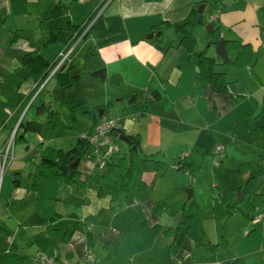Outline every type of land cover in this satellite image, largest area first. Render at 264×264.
<instances>
[{"label": "crops", "instance_id": "1", "mask_svg": "<svg viewBox=\"0 0 264 264\" xmlns=\"http://www.w3.org/2000/svg\"><path fill=\"white\" fill-rule=\"evenodd\" d=\"M21 2L0 0V35L8 20L31 19L30 14H12ZM24 2L33 4V37L15 29L13 39L0 42V152L17 124L10 117L35 87L20 67L21 57L33 53L59 62L72 37L66 23L78 25L98 11L102 28L78 45L84 58L67 60L59 69L77 74L79 83L59 87L47 77L33 103L44 89L50 97L61 88L69 90L63 94L69 150L103 117L115 120L125 135L138 134L141 155H155L171 168L161 176H143L152 181L146 197L120 196L111 202L97 197L94 186L105 172L104 159L87 153L77 166L83 185L60 183L49 171L36 170L31 160L39 150L30 148L24 134L23 141L14 143L19 152L9 155L0 179V264H36L38 255L70 264H264V0ZM58 2L63 16L52 19L48 12ZM191 11L197 15L188 32L196 48L186 53L180 35L168 25ZM212 16L220 40L247 44L253 53L251 64L242 68H216L225 76L227 94L216 93L199 75L200 52L220 57L215 36L206 30ZM102 69L104 81L90 76ZM113 75L121 79L117 87L110 85ZM19 77L22 81L14 86ZM8 84L16 92L3 99ZM109 103L108 112L98 114L96 108ZM75 105L85 114L72 116L69 109ZM115 148L120 154L127 151ZM173 163L188 167L172 173ZM206 179L207 188L198 184ZM185 187L192 188L189 198L181 191ZM158 202L194 203L197 209L182 213L175 223L176 216L153 212ZM260 214L263 219L255 221ZM156 226L161 230L152 234Z\"/></svg>", "mask_w": 264, "mask_h": 264}, {"label": "trees", "instance_id": "2", "mask_svg": "<svg viewBox=\"0 0 264 264\" xmlns=\"http://www.w3.org/2000/svg\"><path fill=\"white\" fill-rule=\"evenodd\" d=\"M63 13V7L58 2L55 6L50 7L47 16H50L52 19H58L63 16ZM97 14L98 11H95L78 25H73L70 22L66 23L65 30L70 32L72 37L70 42L65 47V52L83 34L85 29L89 26L93 19H95ZM196 15V11H191V13L184 20L172 25H168L175 34L180 35L179 45L184 48L186 53H191L196 48L195 39L188 32V28L193 25L192 19ZM47 19L48 17H45L40 23L41 29L43 30L45 29L44 24ZM208 25L215 36L214 43L217 44L220 41L218 30L213 26V24L210 23ZM101 28L102 25L100 23V17H97L82 36L80 43L84 41L90 33ZM224 48L227 54L225 59L220 57H205L203 52H200L198 58L199 75L201 80L212 85L214 91L219 94H227V82L225 80L224 74L215 72L216 68L219 66H233L236 68H242L251 64L253 59L252 50L247 44L224 42ZM57 63L58 61L50 63L40 55L33 53H27L21 57V67L27 70L28 76L31 77L35 83V87L10 117V120L13 121V123H17L18 118L23 112L28 101L47 79ZM90 76L101 81L106 79V74L103 69L90 73ZM52 77L54 78L55 82H57L59 87L74 85L80 81V77L77 74L71 75L68 72H63L60 70H57L52 75ZM109 81L112 87H117L120 84L121 79L119 76L113 75L109 78ZM132 98L134 97H129V103L132 102ZM110 106L111 104L109 103L104 106L97 107L96 109L98 114L99 112H102L101 116L105 115L108 112ZM76 111H78L80 114H85L79 109L78 106L70 108V113L72 116L74 115L73 112ZM21 129L23 132L20 134V136H18L17 132ZM40 131V124L32 121L24 124L21 119L13 136V142L15 143L17 140L23 141V136L27 132L39 134ZM112 135L114 137H118L120 135L127 137L129 144H127L126 153L120 154L117 151L109 157L104 158L106 165L105 172L98 175L94 180L97 197H109L111 202L116 201L120 196L133 195L138 199L146 197L152 185V181L146 182L143 180V176L145 174L161 176L165 174L168 169L171 168V166L166 165L165 163L158 160L155 155H141L138 149L140 145V138L138 134L125 135L121 128H116L114 129ZM37 149H39L38 156L33 157L31 160L33 165L36 166V170L41 167L46 169L49 171L52 179L60 183L78 186L83 185L81 174L77 170L78 162L87 153L93 154L87 144V141L83 137L78 138L74 146L66 152L60 149L57 150L50 147H43L42 143L37 145ZM173 165L176 166L175 170L180 172L187 169L188 167L186 164L181 163H173ZM38 173H40V171H38ZM187 202H181L173 206H167L162 202H158L154 204L153 212L155 214H161L162 212H165L170 216H176L180 212L183 214H189L197 209V206L194 203H191L188 205V207H186ZM160 230L161 227L159 226L151 228L152 234H156ZM66 236L68 237L69 235H65V237ZM180 239H183V236H180Z\"/></svg>", "mask_w": 264, "mask_h": 264}, {"label": "rangeland", "instance_id": "3", "mask_svg": "<svg viewBox=\"0 0 264 264\" xmlns=\"http://www.w3.org/2000/svg\"><path fill=\"white\" fill-rule=\"evenodd\" d=\"M21 1H22L21 3H18L17 5H15L14 9L12 8V14L13 15H23V14L29 15L30 14L31 16L29 15V18L31 17V19H29L27 23L25 22V20L22 17L14 18L13 23L8 20L5 23V25H4L3 29H2V33L0 35V42L1 43H3L6 39H13V36H14L13 32L16 31L17 29H25V31L23 32L25 34V36H27L29 38L33 37V4L32 5H28V4H25L24 0H21ZM19 32L20 31H17V33H19ZM82 42H81V44H82ZM73 45H75V42L71 45L70 48H73ZM78 45L75 46L74 52H72L70 57L67 59L68 61L71 60V61H74V63H78L79 59H83L84 58V54H83V52L82 53L80 52L81 49L79 50L80 46L78 47ZM51 50H52V48H49V51H51ZM20 67H21V65H20ZM83 67L85 69L87 66L83 65ZM21 68H23V67H21ZM25 71H26V69H25ZM82 72H84V71H82ZM20 80H21L20 77L15 79L14 86L17 85L18 81H20ZM81 80H82V82H80V83L82 85H89V83H88V81H86V79H81ZM16 81H17V83H16ZM41 89L42 88L40 86L38 88V90L35 92V94L32 96L30 102L27 103L28 105L26 104V106H25L26 108H24L25 112H24V115H23V117L25 116L24 119H23L24 120V124L27 123V122H30V121L38 123V124L41 125V131H40L39 134H34V133H31V132H27V133H25L26 134L25 138L28 141V144H29L31 149L33 148L34 150L35 149L39 150V149H37V145L39 143H43L42 145L44 147L53 146L54 149H57V150L58 149H62V150H64V152H66L70 148L69 147V138L68 137L71 134L70 133L68 134L67 127H66V124H65L66 113L68 111V109H67L68 107H66L64 102H63V100H66L65 99L66 96H63V94L66 95L67 92H69V90H67V89L63 90L64 88H61L59 90L54 91L53 92L54 95L50 97L49 95L46 94L47 89H44L41 92V94L38 96V98L33 103V100L40 93ZM15 92H16V89H14V91L13 90L11 91V88H10L9 84L5 85L4 88H3V91H2V93H3L2 97H3V99H5V98L9 99L10 97L13 98ZM93 94H94V92H93ZM42 104L44 105V110L42 108ZM75 106H78L79 109L81 110V107L79 105H75ZM69 112H70V109H69ZM20 134H22V129L19 131L18 136H20ZM17 143H19V140H17ZM21 145H23V142H22ZM113 145L115 147H116V145H120L122 147H127V145L125 143L119 141L116 138L113 139ZM17 152H19V149L17 148V146L14 145V142H13V144L10 147V150H9V155H13L15 153L17 154ZM4 157H5V155L2 156V161L4 160ZM173 171L174 172H172V173L181 174L180 171H175L174 169H173ZM5 173H6V165H3L2 168L0 167V179L4 178ZM170 173L171 172H169V174ZM188 182L191 184L192 178H190L188 180ZM207 182H209L207 179H206V181H202V180L200 181L199 180L198 184L200 183L199 185H202V187L204 185L206 187L205 184ZM211 182H212V185H213L214 182L213 181H211ZM209 187H212V186L209 184ZM187 190L191 191L192 188L185 187L181 191L183 193H185V195L187 196L188 195V191ZM200 194L202 196L206 197L207 193L202 192ZM261 206H263L262 203H261ZM186 207H188V206H186Z\"/></svg>", "mask_w": 264, "mask_h": 264}, {"label": "built area", "instance_id": "4", "mask_svg": "<svg viewBox=\"0 0 264 264\" xmlns=\"http://www.w3.org/2000/svg\"><path fill=\"white\" fill-rule=\"evenodd\" d=\"M97 17H95L96 19ZM94 19V20H95ZM92 21V23L94 22ZM215 21V17L212 16L208 19V24H213ZM91 23V24H92ZM90 24V25H91ZM90 25L85 29L83 34L75 41V45H73V48H69L66 52L62 53L60 55V60L57 63V65L54 67V69L51 71L50 75L48 76V79L52 77V75L61 68V66L64 64L65 61L69 58L71 53L74 51L75 46H77L80 43V40L84 33L88 30ZM20 120L17 122L16 127L14 128L10 139L8 140L7 144L5 145L2 152H0V167L2 168L3 165L6 164V161L9 158V150L12 146V140L13 136L15 134V130L19 124ZM117 128V122L115 120H108L106 118L101 117L97 123L94 125L92 131L83 136V138L87 141L88 146L90 147L93 155L97 158H107L110 155L117 152V149L113 145V139L115 138L112 133L114 129ZM221 147L217 148V151H220ZM3 153V154H2ZM5 155L4 160L2 161V156ZM6 158V159H5ZM176 166H173V169H175ZM255 221H261L263 219V215H257L255 218ZM90 258V257H89ZM36 264H70L68 261H59L53 257H47L44 255H38L36 258Z\"/></svg>", "mask_w": 264, "mask_h": 264}, {"label": "water", "instance_id": "5", "mask_svg": "<svg viewBox=\"0 0 264 264\" xmlns=\"http://www.w3.org/2000/svg\"><path fill=\"white\" fill-rule=\"evenodd\" d=\"M206 30H207L209 33H212V31L210 30L209 25L206 26ZM157 35H159V33H158ZM152 36H153V35L151 34V35H149L148 38H151ZM215 52H216L221 58H223V59H225V58L227 57L226 50H225V48H224V41H223V40H220V41L217 43ZM118 139H119V141H121V142H123V143H125V144H129V140H128V138L125 137V136H123V135L118 136ZM189 196H190V195H189V191H188L187 198H189ZM181 217H182V213H179V214L176 216V218H175V223H178L179 220L181 219Z\"/></svg>", "mask_w": 264, "mask_h": 264}]
</instances>
